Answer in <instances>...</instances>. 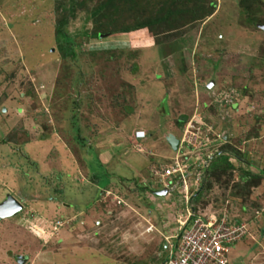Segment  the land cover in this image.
Returning a JSON list of instances; mask_svg holds the SVG:
<instances>
[{
  "label": "rangeland",
  "instance_id": "1",
  "mask_svg": "<svg viewBox=\"0 0 264 264\" xmlns=\"http://www.w3.org/2000/svg\"><path fill=\"white\" fill-rule=\"evenodd\" d=\"M69 3L0 0V204L13 196L23 205L0 219V264H162L185 210L174 192L150 193L159 188L151 172L175 155L168 136L197 120L201 136L212 126L221 147L246 155L243 164L230 155L238 167L212 178L198 207L224 206L234 218L245 205L250 236L229 259L248 264L264 248V181L236 204L228 195L239 193L242 170L264 171V0H128L112 12L117 28L168 8L171 28L98 40L88 36V0L65 27L74 60L55 39ZM226 94L235 109L216 106ZM137 129L145 140L134 141Z\"/></svg>",
  "mask_w": 264,
  "mask_h": 264
},
{
  "label": "built area",
  "instance_id": "2",
  "mask_svg": "<svg viewBox=\"0 0 264 264\" xmlns=\"http://www.w3.org/2000/svg\"><path fill=\"white\" fill-rule=\"evenodd\" d=\"M223 101L218 98L216 106L231 107L236 103L230 94H226ZM194 123L196 126L189 121L183 127L178 149L170 163L154 167L151 172L153 183L159 187L154 190L167 189V196L176 193L185 210L184 215L178 214L175 218L177 227L174 234L164 238L167 255L162 264H230L231 249L250 236L248 224L233 222L224 206L218 211H194L191 203L193 192L202 185L212 158L225 143L223 134L214 132L212 126L206 130L210 134L201 136V120ZM146 137V132L141 129L133 132L135 142ZM136 146L141 152L139 144ZM115 200L118 205L122 203L118 197ZM249 258L248 264H264V248L253 251Z\"/></svg>",
  "mask_w": 264,
  "mask_h": 264
},
{
  "label": "trees",
  "instance_id": "3",
  "mask_svg": "<svg viewBox=\"0 0 264 264\" xmlns=\"http://www.w3.org/2000/svg\"><path fill=\"white\" fill-rule=\"evenodd\" d=\"M88 0H83L82 2L80 0H69V6L67 11L64 12L63 15H61L58 20L56 21L55 25V39L58 43H61L60 47L64 50L63 52V59H69L74 60L76 58V52L74 51V43L73 39L69 37L68 34L65 33V27L68 24L69 18H73L76 9L82 8L86 5ZM93 1V0H92ZM128 0H96V7L91 9L89 11V15L91 17L92 23H93V30L88 35L92 39L98 40V37H111V36H118V35H124L127 33H131L133 31H139V30H145L149 33L154 34L152 32V28L155 26H161V24H164L171 28L172 18L171 16L174 15L173 10L169 9L165 10V12H162V16L157 17L155 19H151L149 22H141V23H135L132 26H121L117 28L115 26V23H112V20L110 18H113L112 12H117L119 10V6L122 4L125 6L127 4ZM113 7V8H112ZM78 8V9H79ZM162 10V9H161ZM177 12V9H175ZM179 12V11H178ZM110 19V21H109ZM135 19V18H132ZM234 105H232L233 107ZM75 130L76 139L80 141V144L83 145L81 139L79 137V128L76 122L73 124L72 127ZM86 143V142H85ZM226 145H228L226 143ZM232 152V154H231ZM234 157L236 160L240 161L242 164L246 157L245 154H241L236 149L233 150L231 147H221V149L215 154V156L212 158L209 167L207 168L204 179L202 182V185L200 188L193 192L191 203L193 205L194 211H199V205H201L200 200L205 194L206 191H208L212 187V178L216 179V182L219 181V178L222 177V175H231V173L236 169L235 166L231 161V157ZM228 173V174H227ZM218 177V178H217ZM92 179H94V176H92ZM122 181V180H121ZM260 181H264V171L262 169L256 174L246 172L242 170V173L239 177V181L236 182V185L240 187L239 193L237 191H231L228 195L230 198H233L234 203L236 204L237 198H240L239 194L241 193H248L249 190H255L259 188ZM245 185V188L242 187L241 184ZM235 185V184H234ZM228 196H225L221 201H225ZM235 199V200H234ZM214 206H216V202L213 203ZM222 205V204H221ZM239 208H236L238 211L237 216L232 219L233 222L239 223L243 221L247 214H249L248 210H246L245 205H242L241 203L238 204ZM256 206H252V209H256Z\"/></svg>",
  "mask_w": 264,
  "mask_h": 264
},
{
  "label": "water",
  "instance_id": "4",
  "mask_svg": "<svg viewBox=\"0 0 264 264\" xmlns=\"http://www.w3.org/2000/svg\"><path fill=\"white\" fill-rule=\"evenodd\" d=\"M100 37L102 38V36ZM210 85H212V83ZM167 142L173 151H176L178 149L179 141L176 139V137L172 135L168 136ZM167 194V189H162L154 192V195L158 197H164ZM22 209L23 205L17 199H15L13 196H8V198L0 204V219L12 217L20 213ZM25 261L26 259L23 256H20L18 259L19 264H24Z\"/></svg>",
  "mask_w": 264,
  "mask_h": 264
},
{
  "label": "clouds",
  "instance_id": "5",
  "mask_svg": "<svg viewBox=\"0 0 264 264\" xmlns=\"http://www.w3.org/2000/svg\"><path fill=\"white\" fill-rule=\"evenodd\" d=\"M235 107H236V103L234 104L233 107L231 106L232 109H235ZM176 139L178 140V138H176ZM243 162H244V161H243ZM159 190H162V189H158V190L156 189L154 192L159 191ZM105 192H109V193H110V191H105ZM154 192H152V191L150 190V193L153 194V195H154ZM109 195H111V193H110ZM109 195H106V194H105V197H107V196H109ZM112 197H113V200H114L115 202H116L115 197H118V198L120 199L119 196H112ZM120 200H121V199H120ZM121 201H122V200H121ZM121 204H123V201H122ZM22 210H23V209H22ZM164 248H165V245H164ZM19 257H20V256H19ZM19 257H17V261H18ZM18 263H19V262H18Z\"/></svg>",
  "mask_w": 264,
  "mask_h": 264
},
{
  "label": "crops",
  "instance_id": "6",
  "mask_svg": "<svg viewBox=\"0 0 264 264\" xmlns=\"http://www.w3.org/2000/svg\"><path fill=\"white\" fill-rule=\"evenodd\" d=\"M138 130V129H137ZM107 191H109V190H107Z\"/></svg>",
  "mask_w": 264,
  "mask_h": 264
}]
</instances>
